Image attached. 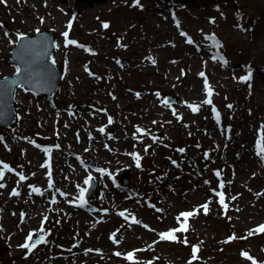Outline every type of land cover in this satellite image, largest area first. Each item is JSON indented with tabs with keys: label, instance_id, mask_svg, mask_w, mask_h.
Instances as JSON below:
<instances>
[{
	"label": "rangeland",
	"instance_id": "374dc122",
	"mask_svg": "<svg viewBox=\"0 0 264 264\" xmlns=\"http://www.w3.org/2000/svg\"><path fill=\"white\" fill-rule=\"evenodd\" d=\"M115 1L116 2L110 0V2H108L109 5L105 6V8L101 5H97L94 7L96 10H94V8L90 9L92 15L90 16L91 24L89 28L93 29L96 33L98 30L100 33L107 32L108 35H112L113 39H116L117 41L119 39L122 40L120 44L121 48L119 51V57L123 59H126L129 56L131 58L138 59L141 55L145 54L150 55V58L140 61V63L136 66L138 68L137 71L130 70V72H127L123 77V82L119 80V84H112L109 88L105 87L104 90L107 91L108 95L100 96L99 100L105 103V105H119L120 107L131 103L129 106V113L126 114L124 118L132 121L134 124L133 139H137L138 142L142 141L143 149L144 139L147 137H155V131L166 133L171 144L177 142V135L181 137L184 136L178 141L179 144L175 146L177 151L178 149L185 150L189 146V141L186 140L187 135L183 134L184 132H194L199 134L201 139H206L207 136H205L204 130H201V128L204 125H206V128L209 127L207 121L203 122L199 115L194 116L190 112V108L187 105L183 107L182 113L178 109H173L177 104L178 99L175 98V93L173 94V91L168 90V88L173 89V84L175 85V82L173 83L171 78H163L165 70L169 68L168 61L173 60V58H178L179 61L177 63L180 64L182 62L180 64L181 68L174 71L172 76L173 79L175 75L178 76L179 81L186 73L187 76L185 80L179 81V87L181 88V92L183 94L190 97L189 91H191L192 85L195 84L196 78L198 77L197 75L194 76L189 72L192 68V61L196 64L199 62L201 64H198V68H196L194 72L197 70L206 71V74L212 77V71L217 72L221 70L220 67L212 63V53L208 52L209 49H207V46L205 47L203 44L204 42H202L205 32L218 33L222 41L227 39L229 43V52H232L236 56L235 61L239 62L238 64L246 63L247 61L250 63L255 62L258 66L261 64L258 72H262L261 77L263 78L264 0H225L228 4L222 7L220 4H217L218 6L213 4L214 0H197L199 4L205 3L201 6H196L194 4L190 6V4H188L186 9H183L180 15L181 17L184 16V21H187V23L184 24L187 36L180 35L183 31L179 32L177 29H175V31L168 28V24L165 22H169V25L171 22L169 21L168 11L162 4L164 0H148L146 3L139 5L135 4V0H129L126 3L121 0ZM239 4L243 5L242 7H244L246 12L248 11L249 13H252L251 19L257 21V24L252 25V30L245 29V25H247V23L250 24L249 20L251 19L247 20L244 15H238V13H244ZM235 6L236 9L232 8ZM8 7L11 10L15 9L12 5H8ZM3 9L6 14L5 8ZM18 11L21 10L18 8ZM24 12L27 13L25 9ZM158 12L162 13L160 14V17L158 16ZM256 13L258 15H256ZM164 14H167L166 19H162ZM240 16H242V18ZM152 18H154L153 25L149 22ZM6 19L7 21L3 20L0 16V23H6L8 25V22H11L8 14ZM212 21H214V23ZM106 22L111 24V27L105 31L103 23ZM171 25L173 28L174 24ZM172 32H174V34H172ZM241 33H244V35ZM172 37H174V39H172ZM189 37L194 38L196 42L194 45L187 43V39ZM133 38L135 39V42ZM169 39L172 41V44L168 43ZM183 44H186L191 48L186 53H184L185 48L183 49L182 47H179ZM108 45L112 48L114 47V43ZM196 45L203 46L204 49L201 53L196 52ZM15 46L16 45H14L12 49H14ZM111 47L107 46L105 49L110 50ZM222 47L224 49V43ZM3 54L4 51L2 50L0 55ZM186 55L194 56L193 59L191 57V59L185 60L184 56ZM195 55H197V58H195ZM85 60V58H82V62ZM122 61L125 63L124 60ZM153 61H155V63H153ZM104 62H106V64L112 63L109 60H104ZM184 62L187 64L186 67L184 66ZM238 64L233 66L231 65V69L224 73L231 79L229 80V87L239 88L240 91L243 87L246 88V86L254 88L251 89L253 94L252 100H247L246 103H243L240 99L238 100L240 102L238 106L240 107L243 104H249V102L252 101L253 105L260 106L261 110L264 109L262 104L264 103V89L261 90L259 94L256 92L257 87H264V85L257 83L261 82V77L257 78L255 83H244L240 79L234 77V73L231 71L233 68L239 70L240 67ZM145 67L153 68V71H142ZM97 68H99L98 64L96 66V69ZM156 69H159L161 74L158 75V71ZM73 70H76L79 74H82L83 70L86 71V69L84 67L81 68V65L79 64H75ZM120 70L121 74L126 72L122 71V69ZM179 71L182 72L179 74ZM101 73L106 74L104 70ZM10 75H12V73H10ZM200 81L203 84V78L200 77ZM209 82L212 83L217 90L216 100L224 101L225 90L222 89V86L217 84L215 80H209ZM99 83H101V80L98 81V84ZM143 86L147 90L148 88L151 89L152 93L141 95L140 91H146ZM149 86H152V88ZM87 90L88 86L86 87L85 84H78L74 86V93H63L62 96L57 99V103L61 105V108L66 109L69 106L68 102L70 96L73 95H75V97H79L77 100L85 101L88 99V96L92 95V91L91 95H87V93L90 92ZM127 91H132L133 94L130 95ZM237 91L238 90L236 89V92ZM157 93H159V96H157ZM140 97L142 98L140 99ZM196 97L198 98L196 102L201 109H204L206 105L202 102L205 99V96ZM170 98L176 100L174 103H169V106H166L163 101L166 99L169 100ZM192 101L193 100L190 97L189 104H191ZM31 102V100H27V104H31ZM25 108H27V105ZM115 108L117 111L119 110L117 106ZM246 110L250 112L249 107L247 106ZM173 111H175V113L177 112L176 114L180 116L181 119H177L176 116L173 115ZM34 115L37 122L50 125L51 128L56 126V123H53L54 121H52L51 118H45V115H53L50 111L40 114L34 113ZM172 115L173 117H171ZM154 121L155 123H153ZM142 123L148 124L151 129V131H149L146 128H143L148 133L147 135H142L136 132V128H141L140 125ZM29 132L33 133L31 130ZM127 143L126 148L129 149L133 145V142ZM245 148L246 146L239 147L238 152L245 151ZM133 149L137 152L136 147H133ZM225 152V150L218 151L213 157L218 158V154H225ZM185 158L186 156L183 154L181 156V160L184 161ZM221 158L224 165H226V163L228 164L226 166L228 171L226 172V186L227 193L229 194L228 204L230 205L229 208L231 213L228 208L225 210L215 201L214 194L208 196L206 193L208 191L207 189H218L215 188V172H213V170H217V168L215 166L212 168L210 165L207 169V165L209 163L203 162L200 159V165H196L197 161H194L192 165L191 157L188 156L185 163L187 164V172H190V174L187 175L185 179L177 182L179 185H181V183H184L185 185L183 187L181 185L179 191L177 193H173V204L179 207V210L176 211L180 212H178L175 216L167 215L166 217L169 216V218L162 221V227L160 230L156 229L153 225L155 223L158 224V220L152 218L150 215L148 216V218L152 221L150 226L153 232H149L151 242L145 245H140L137 250L131 251L135 253L136 264H158L160 262H162V264L164 262L165 264H188L186 260L191 257L193 246L198 247L199 251L197 255L199 254L198 256H200L203 260L205 259V261H193L192 264H252L251 261L241 255L242 252H247L251 257H260L264 261V233L257 234L254 232L253 235L248 236L249 231L257 229L260 225H264V191H262L261 187L263 185H257L256 182L258 181L255 179V170H258V164L248 154H243L240 157L225 155ZM37 159L40 160L39 158ZM142 165L143 166L139 168H135L138 171H141L143 168L145 169L152 166L149 159L145 160ZM229 166L232 168H229ZM150 174L156 177L155 173ZM160 176L161 177L158 179L159 184H161L162 181L167 184L168 180L172 179V177H168L166 175ZM65 178V172L60 171L57 176L58 186H63L66 182ZM205 181H208L209 183L206 184ZM172 182H174V179ZM65 187L69 190L67 185H65ZM199 187L200 189H198ZM232 197H235V199H232ZM203 200H208L205 202L208 203L209 211L207 214H204L203 208L198 210L195 206V204H199ZM103 208H106L105 205ZM196 210H198V214L189 218L187 221L189 228L187 233H176V235L181 238V242H178V240L175 242L160 240V232L164 230L168 231L170 228L175 229L181 226L183 218H181V222L177 221V217L180 213ZM100 213L101 212H99V214ZM87 218H92V216L87 215ZM111 222H113V219H111ZM107 225L108 227L106 228H110V223ZM137 229L138 234L141 237H147L146 232L141 230V228ZM81 230L86 231L87 228H81ZM128 231L131 232L130 229H128ZM232 236L237 237L236 243L232 242L233 239H230ZM241 237H247V239H241ZM98 238L96 235L95 238L88 239V247L92 250V254H94L91 264H133L130 261L127 262L124 258L121 259V253L117 242L103 241ZM192 238L197 241H193L190 246V240H192ZM184 239H187V244L182 242ZM95 251L99 252V254L94 253ZM117 252L120 253L119 256L115 255Z\"/></svg>",
	"mask_w": 264,
	"mask_h": 264
},
{
	"label": "snow or ice",
	"instance_id": "6c2138e0",
	"mask_svg": "<svg viewBox=\"0 0 264 264\" xmlns=\"http://www.w3.org/2000/svg\"><path fill=\"white\" fill-rule=\"evenodd\" d=\"M0 2H3V0H0ZM135 4H136V5H139V0H135ZM238 15H239V14H238ZM212 22L214 23V21H212ZM176 26H177L178 28L180 27L178 21H177ZM71 27H72V24H71V22H70V23L67 25V28L70 30ZM103 27H104V28H107V27H108V24H107V23L103 24ZM37 32H39V29H37ZM180 34H181V36H187V34L184 33V32H181ZM6 35H7V34H6ZM62 35H63V37H64V44H65V47H67V46H69V45H75V46H77V47H81V48H84V47H85L84 45H80V44H78L77 41L72 40V39H69V31H64V32L62 33ZM23 39H24V36H23L22 34H21V35H18V40H23ZM205 39H210V40L213 41V43H214V45H215L216 47H221V45H220L219 42L216 40V38H215L214 35L209 36V37H205ZM187 43L192 44V43H193V40L189 37V38L187 39ZM85 50L90 51L89 49H85ZM216 58H217V57H213V59H216ZM219 59H220L221 61H223L225 64L227 63V61H225V60L223 59V57H219ZM52 63L54 64V63H55V60H53ZM153 63H155V61H153ZM86 70H87V67H86ZM182 71H183V70H182ZM16 72H17V74H19L20 69L17 68V69H16ZM198 75H199L201 78H203V80H204V89H205V93H206V99H204L202 103L205 104V105H210V106H212L211 111H212V113L214 114V118H215L216 122L219 123V122H220V113H219V111L215 108V106L213 105V101H212V99H211V97L213 96V90H212V88L210 87V85H209V83H208V80H207V77L205 76V73H204V72H200V73H198ZM5 79H7V78H5ZM241 79H242V80H250V79H251V71L249 70L248 75L245 76V77H242ZM157 96H159V93H157ZM163 103H164L166 106H169V103H170V102L166 99V100L163 101ZM187 106H188V107L191 109V111L194 112V113H195V112H198V111H199V107H200L199 105H192V104H188ZM227 107L231 108L232 106H231V105H227ZM173 115L176 116L177 119H181V117L178 116V115L175 113V111H173ZM108 122H109V124L112 123V118H111V117L108 118ZM153 123H155V121H154ZM99 131H100L101 133H103V132L105 131V129H104V128H100ZM136 132H137V133H140V134H142V135H147V134H148L144 129H141V128H139V127L136 128ZM0 139H2V138H0ZM152 139H153V141L155 142L158 138H157V137H152ZM30 142H32V141H30ZM32 143H34V142H32ZM36 147L39 148L40 145H36ZM57 147H58V146H57ZM106 147H107V146H106ZM148 147H149V146H146V147H145V152L148 151ZM43 151H45V152L47 153V152L49 151V149L44 148ZM178 151L183 152L184 149H178ZM131 155L133 156V158H134V160H135L136 167L139 168V167H140V160H141V157L139 156V154H136V153H132ZM257 155L260 156L262 160H264V132L261 133L260 139L257 141ZM205 156L207 157V153H205ZM173 163H175V161H173ZM41 166H42V167H49V165H47V164H44V165H41ZM0 168H2L3 170H7V171H9V172L13 171V169H12L9 165H7L6 163H3V162H0ZM3 170H0V180H2V179L4 178V171H3ZM98 171H100V172H104L103 169H99ZM109 175H110V174H109ZM215 175H216L217 177H219V176H220V172L217 171V172L215 173ZM48 177H49V179H48V187L51 189V188L53 187V183H52V180H51V172H50V171H49V173H48ZM19 179H20L21 181H24V180L26 179V177H25L23 174H20ZM93 181H94V178L89 174V175L86 177V179L84 180V182H83L84 185H86L87 187H81V186H79V185L77 186V187H78V196H77L75 199L78 200L79 203H78L76 206H78V207H84V206L87 204V200L85 199V196H86V193H87L88 190H89V187H91ZM205 183L207 184V183H209V182H208V181H205ZM2 187H4V185H3V184H0V188H2ZM219 188H221V189L224 188V183H223L222 181L219 183ZM56 191L59 192V194H60L61 196H63V197H67V194L64 193V192H61L59 189H57ZM213 191L215 192V190H213ZM32 192L40 193V189H38V188H36V187H32ZM19 194H20V193L17 192V191H15V190H13V192H12V195H14V196H18ZM40 194H42V193H40ZM215 194L219 197V204H220L225 210H227L228 205H227V203H225V195H224V193H223V192H216ZM232 199H235V197H232ZM51 203H53V204L57 203V201L55 200V198H53V199L51 200ZM201 207L203 208L204 214H207V212H208V203H205V204L202 205ZM157 211H159V209H157ZM196 214H198V210H196V211H191V212H183V213H180V215L177 217V221H178V222H181V218H183V221L181 222V226L178 227V228H175V229L169 230L168 232L159 233L160 240H161V241H173V242L177 241L178 238H177L176 233H179V232H186V231L188 230V223H187L188 219L191 218V217H193V216L196 215ZM120 215H124V213L122 212V213H120ZM43 219H44V221L46 222L47 219H48V217L45 216ZM134 222L139 223V221H134ZM145 227L147 228L148 226L145 225ZM150 230H151V229H150ZM39 231H40L41 233H43V232H44V228L41 227ZM254 232L257 233V234H259V233H264V225H260L257 229L249 231L248 236L253 235ZM34 236H36V233H35V232H30V233L28 234V236L26 237V241H25V243L22 244V245H20V247H22V248H24V249H27L28 252L30 253V252H31V251H32L37 245H39V244H43V243L46 242V241H45V237H44L43 235L39 236V238H37V239H35V240H34ZM113 239H114V242H115V239H116L115 236H113ZM230 239H237V237L232 236ZM241 239H247V237H241ZM182 242L185 243V244L188 243L187 239H184ZM226 242H227V241H226ZM89 251H90V250H89ZM198 251H199L198 247L193 246V248H192V260H193V261L197 259V253H198ZM115 255L119 256L120 253L117 252V253H115ZM241 255H242L244 258H246L247 260L251 261L252 264H257V261H255L254 258L251 257L247 252H242ZM126 259H128V260L131 261V262H133V264H136V262H135V253H134V252H130V253H128ZM189 264H192V261H190Z\"/></svg>",
	"mask_w": 264,
	"mask_h": 264
},
{
	"label": "bare ground",
	"instance_id": "6f19581e",
	"mask_svg": "<svg viewBox=\"0 0 264 264\" xmlns=\"http://www.w3.org/2000/svg\"><path fill=\"white\" fill-rule=\"evenodd\" d=\"M31 1H33V0H31ZM35 1V3L33 4V5H29V6H31V11H30V13H29V15H30V19H29V21H28V24H29V26L31 25V24H34L35 22H36V20H35V15L37 14L36 12H35V8H37V5H38V3L36 2V0H34ZM100 1H104V0H77V2L78 3H76V5L77 6H79V7H83V6H91V5H94V2H100ZM53 5H54V3H53ZM55 8H56V5H55ZM52 14H54V16H55V18H56V20L53 22V24H51L50 26L51 27H54V28H56L57 30H60V24H61V22H62V19H63V16H59V15H57L56 13H54V12H51ZM50 13V14H51ZM153 19L154 18H152V19H150V21L149 22H151V24L153 25ZM32 28L30 27V30H31ZM133 40H134V42H135V39L133 38ZM58 50H57V54L55 55V59L56 60H59V65L61 64V62H64V59L63 58H60V48L58 47L57 48ZM118 50V49H117ZM29 51H31V50H29ZM148 58H150V55H148V54H145V55H141V57L140 58H138V59H136V58H134V59H132V64L134 65V66H137L139 63H140V61H142V60H146V59H148ZM129 59H131L130 57L129 58H127V60H129ZM121 59H115V58H113L112 59V65H113V67H115V65H119L121 62ZM0 69H6V64H4V65H1L0 66ZM36 70L37 71H41V67H37L36 68ZM128 70V67L126 66V65H123L122 66V71H127ZM134 70V69H133ZM153 71V68H152V70L150 71V72H152ZM73 75H75L74 74V72L72 73V76ZM173 74L171 73H169V69H166L165 70V73L163 74V78L164 79H170V77L172 76ZM176 76V75H175ZM80 77V79L81 80H83V81H85V82H89L90 80H88V78H87V76L85 77L84 75H80L79 76ZM71 88V85H69L68 86V89H70ZM168 90H171L170 88H168ZM197 95H200V92H201V86H200V84H197L196 85V87L194 88V90H193ZM18 94V96H17V98L19 97L20 98V93L18 92L17 93ZM189 95H190V97H193V94H192V92H189ZM181 96V91H180V95L178 96L179 98H181L180 97ZM123 119V122H124V127H128V119H126V118H122ZM129 130H132L130 127L128 128ZM111 140L114 142V144L115 145H117L116 146V149H117V151L120 153V151L123 149V146L125 145L123 142L125 141V135L123 134V133H121L119 130L118 131H115L114 132V135L111 137ZM135 143V146L137 147V145L140 147V149H142L141 147H142V144L141 143H137V142H134ZM137 144V145H136ZM88 155H90L89 153L86 155V156H88ZM119 162V161H118ZM120 162H122L121 160H120ZM119 162V164H121V165H127L129 168H130V166L128 165V164H126L125 162H123V163H120ZM122 171H125V172H127L128 171V169H126V168H123L122 169ZM42 203H41V205H40V209L42 210L41 212H44V213H48V211H47V208H45V206H44V204H45V202L42 200L41 201ZM40 209H39V212H38V214H41L40 213ZM38 216V215H37ZM38 218V217H37ZM37 236V235H36ZM35 236V237H36Z\"/></svg>",
	"mask_w": 264,
	"mask_h": 264
}]
</instances>
